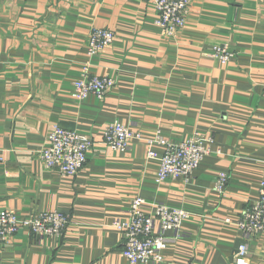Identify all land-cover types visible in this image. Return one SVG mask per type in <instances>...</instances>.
<instances>
[{
    "label": "crops",
    "instance_id": "obj_1",
    "mask_svg": "<svg viewBox=\"0 0 264 264\" xmlns=\"http://www.w3.org/2000/svg\"><path fill=\"white\" fill-rule=\"evenodd\" d=\"M157 15L150 0H0V211L69 216L60 237L22 228L0 248V264H129L114 220L127 218L138 196L146 212L160 203L189 213L167 232L159 264H236L237 222L264 180V0H190L173 38ZM96 28L116 37L90 56ZM222 44L233 52L227 62L214 55ZM84 68L116 86L102 99H78ZM114 121L174 142L211 136L213 152L188 181L159 182L144 142L122 151L104 142ZM54 125L94 143L74 177L40 158ZM221 172L230 177L222 193ZM246 241L249 264H263L264 234Z\"/></svg>",
    "mask_w": 264,
    "mask_h": 264
},
{
    "label": "built area",
    "instance_id": "obj_2",
    "mask_svg": "<svg viewBox=\"0 0 264 264\" xmlns=\"http://www.w3.org/2000/svg\"><path fill=\"white\" fill-rule=\"evenodd\" d=\"M156 11V24L161 27L166 37H175L187 24L190 0H150ZM115 33L111 29L96 28L88 40V54L93 56L113 43ZM214 55L221 61L227 62L233 52L227 44L216 45ZM78 99L90 95L104 98L116 86V80L107 75H91L84 68L81 78L74 81ZM104 142L115 151L131 147L133 140L144 142L149 159L158 161L157 181L167 179H184L188 181L200 166L204 158L213 152V137L200 134L174 142L159 131L144 134L129 125L114 121L105 126ZM49 145L41 150L40 158L43 164L61 173L64 177H74L83 169L93 141L90 137L75 130L54 125L48 134ZM2 160V157H0ZM229 176L219 173L216 189L222 193L225 190ZM147 201L143 197H135L130 205L127 218L114 220V227L124 235L123 256L129 264L140 262L162 263L165 260V250L169 245L167 232L179 231L189 213L182 208L170 207L155 203L153 211L146 212ZM230 221V219H227ZM69 223V216L49 210L38 215L21 217L10 209L0 211V248L9 242L22 228H28L41 238L63 235ZM243 235V243L236 253V264H249L247 241L251 237L264 234V180L258 187V198L248 205L237 222ZM189 264H199L190 262ZM264 264V256H263Z\"/></svg>",
    "mask_w": 264,
    "mask_h": 264
},
{
    "label": "water",
    "instance_id": "obj_3",
    "mask_svg": "<svg viewBox=\"0 0 264 264\" xmlns=\"http://www.w3.org/2000/svg\"><path fill=\"white\" fill-rule=\"evenodd\" d=\"M244 241H241L240 243H243ZM240 245V244H239Z\"/></svg>",
    "mask_w": 264,
    "mask_h": 264
}]
</instances>
